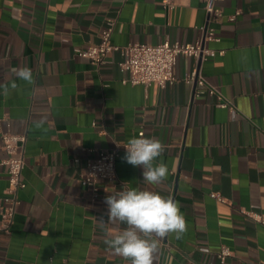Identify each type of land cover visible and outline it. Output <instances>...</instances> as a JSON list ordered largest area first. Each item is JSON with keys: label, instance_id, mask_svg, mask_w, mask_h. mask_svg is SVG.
Listing matches in <instances>:
<instances>
[{"label": "crops", "instance_id": "1", "mask_svg": "<svg viewBox=\"0 0 264 264\" xmlns=\"http://www.w3.org/2000/svg\"><path fill=\"white\" fill-rule=\"evenodd\" d=\"M216 5L218 41L204 42L215 55L180 56L177 81L161 88L123 83L117 53L96 65L75 50L99 43L110 19L115 45L195 43L202 0H0V84H18L7 97L0 89V141L26 137L25 187L9 233L0 229V264H129L104 243L126 226L100 222L108 219L105 197L124 186L171 196L186 220L180 238L160 241L154 264H264V0ZM21 66L34 84L11 72ZM194 70L218 94L183 80ZM141 130L165 145L157 162L167 179L148 185L121 150L117 179H99L94 197L81 182L88 160ZM5 157L0 147V199ZM222 246L232 251L224 263Z\"/></svg>", "mask_w": 264, "mask_h": 264}, {"label": "built area", "instance_id": "2", "mask_svg": "<svg viewBox=\"0 0 264 264\" xmlns=\"http://www.w3.org/2000/svg\"><path fill=\"white\" fill-rule=\"evenodd\" d=\"M219 0H202L205 12V23L199 30L202 32V38L195 43H171L164 41L160 44L150 45L145 43H131L120 46L111 41L114 27V21L108 20L106 28L102 29L100 41L97 44L89 45L83 49H76L78 56L88 59L93 64H103L107 56L111 53H117L120 56L118 68L125 74L123 83L131 85H142L148 87L152 84L164 88L168 84H173L177 79L173 75V68L178 58L193 57L200 62L206 61L209 57L215 55V51L205 47V41H218L214 23H219L223 18V11L216 5ZM222 54V53H220ZM187 83H195L200 87L199 92L206 90L209 94H218L216 89L206 84L204 78L198 75L197 71L187 73L183 79ZM218 107L231 108L230 101H221L217 103ZM144 136L141 130L137 136ZM137 137V138H138ZM26 142L25 135L22 134H3L1 136L0 147L6 154L3 164L7 168L8 185L4 195L0 199V229L9 233L14 220L16 207L19 204L18 192L25 187L22 179L24 169V146ZM125 143L121 149L99 150L88 160L87 173L82 177L81 182L87 188H90L92 195H98V180L112 181L117 179L116 160L120 151L126 153ZM121 184H125L122 182ZM212 198L218 202H225L219 194H211ZM255 220L257 215L253 212L247 213ZM232 255V251L227 246H222L217 254L221 263Z\"/></svg>", "mask_w": 264, "mask_h": 264}, {"label": "clouds", "instance_id": "3", "mask_svg": "<svg viewBox=\"0 0 264 264\" xmlns=\"http://www.w3.org/2000/svg\"><path fill=\"white\" fill-rule=\"evenodd\" d=\"M11 72L18 80L34 84L32 69L21 66ZM18 87L16 81L0 84L2 94L10 95V88ZM43 120L37 122L41 127ZM123 159L134 167H142V177L148 185H159L167 179L168 167L162 161L157 162L165 151V145L157 138L144 136L130 138ZM108 208L107 221L100 222L125 225L121 231L111 235L104 243L115 255L129 264H154L155 253L160 241L169 234L177 238L187 230L180 206L171 196H162L158 192L124 186L105 197Z\"/></svg>", "mask_w": 264, "mask_h": 264}]
</instances>
